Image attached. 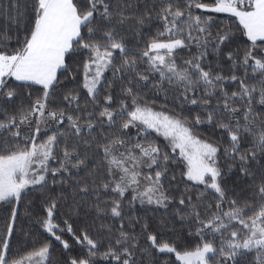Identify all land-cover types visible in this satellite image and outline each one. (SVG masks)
<instances>
[{
	"label": "snow or ice",
	"instance_id": "1",
	"mask_svg": "<svg viewBox=\"0 0 264 264\" xmlns=\"http://www.w3.org/2000/svg\"><path fill=\"white\" fill-rule=\"evenodd\" d=\"M0 20V264H264V0H0Z\"/></svg>",
	"mask_w": 264,
	"mask_h": 264
},
{
	"label": "trees",
	"instance_id": "2",
	"mask_svg": "<svg viewBox=\"0 0 264 264\" xmlns=\"http://www.w3.org/2000/svg\"><path fill=\"white\" fill-rule=\"evenodd\" d=\"M4 21L0 20V26L4 25ZM154 30V28H153ZM145 39L147 38V36L144 37ZM127 39L131 42L130 43V47H135L136 46V41H137V37H135L132 33H128L127 34ZM142 43V41H141ZM194 51V50H193ZM181 55L183 56H187L188 53L187 51H185V53H182ZM208 61H205V66H207ZM213 68L214 70H219L216 68L215 66V61H213ZM108 75L110 76L111 73L109 72ZM236 87V85H232L229 84L228 88L229 90H232ZM221 137V133L219 131H217L215 133V138L219 139ZM225 142L227 140L226 136L224 138ZM222 164H224V168L225 171L227 173V164L224 163L223 158L221 160ZM225 180L227 181V183L225 184V187L227 189H229L230 191L235 190V186L237 183H241V181L239 180V173L236 169H233V171L230 174H227L225 176ZM130 198V197H129ZM158 206L156 205H148V204H137L135 203L134 207L131 208V210L129 211V215H133V216H138L141 218V222H143V220H149L152 223L153 228L160 234V237L162 239H167V240H173L175 239V234L180 232L181 230V225L179 223L178 220H174L172 219L170 213L171 210H169V213H165L164 209H159V211H154V209H156ZM67 209H62L61 214H58L57 216V222H62L63 218H64V213H66ZM82 213L85 211H88V209H81ZM168 217L169 223L167 225V227H161L159 226V221L165 217ZM84 217L83 215L81 216V222H83ZM90 222V219H89ZM116 225H119V221L115 222ZM24 225L25 227L27 226V220H22V221H18V227L20 225ZM139 230V229H138ZM23 239V238H21ZM16 249L14 248V251ZM71 253L69 252H65L62 249V246H60L57 243H53V249H52V258L55 261H59L62 260L64 258H66L67 256H70ZM166 257L161 256L160 259L163 260ZM172 259H175L174 255H172L171 257Z\"/></svg>",
	"mask_w": 264,
	"mask_h": 264
},
{
	"label": "rangeland",
	"instance_id": "3",
	"mask_svg": "<svg viewBox=\"0 0 264 264\" xmlns=\"http://www.w3.org/2000/svg\"><path fill=\"white\" fill-rule=\"evenodd\" d=\"M136 203H137V204H140L139 201H137ZM145 204H147V203H145Z\"/></svg>",
	"mask_w": 264,
	"mask_h": 264
}]
</instances>
